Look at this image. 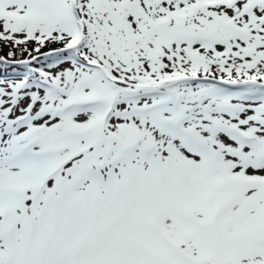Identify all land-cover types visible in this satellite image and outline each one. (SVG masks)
Listing matches in <instances>:
<instances>
[{"label":"snow or ice","instance_id":"6c2138e0","mask_svg":"<svg viewBox=\"0 0 264 264\" xmlns=\"http://www.w3.org/2000/svg\"><path fill=\"white\" fill-rule=\"evenodd\" d=\"M0 264H264V0H0Z\"/></svg>","mask_w":264,"mask_h":264}]
</instances>
